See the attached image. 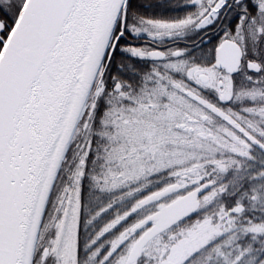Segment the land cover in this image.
I'll use <instances>...</instances> for the list:
<instances>
[{
    "label": "snow or ice",
    "instance_id": "1",
    "mask_svg": "<svg viewBox=\"0 0 264 264\" xmlns=\"http://www.w3.org/2000/svg\"><path fill=\"white\" fill-rule=\"evenodd\" d=\"M0 264H264V0H0Z\"/></svg>",
    "mask_w": 264,
    "mask_h": 264
}]
</instances>
